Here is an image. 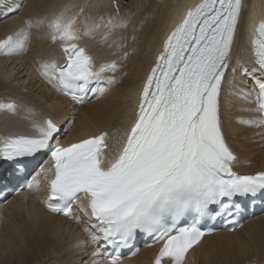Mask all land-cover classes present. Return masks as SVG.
Segmentation results:
<instances>
[{
  "label": "snow or ice",
  "instance_id": "6c2138e0",
  "mask_svg": "<svg viewBox=\"0 0 264 264\" xmlns=\"http://www.w3.org/2000/svg\"><path fill=\"white\" fill-rule=\"evenodd\" d=\"M86 7L99 5L65 4L25 19V28L0 39V55L20 54L32 31L43 30L59 57L36 63L41 78L77 104L90 92L104 94L120 82L122 65L97 64L78 42L123 49L116 32L127 23ZM244 7V0H199L183 13L139 87L118 146L106 130L62 142L58 123L32 110L23 118L35 135L0 139V166L12 164L28 189L47 186L42 203L81 226L86 240L78 246L92 248L91 264H122L120 250L141 235L161 245L152 264H187L189 251L215 231L208 221L236 224L238 198L264 194V169L235 171L240 161L225 133L226 111L240 114L230 119L241 127L264 128V20L247 22L248 63L240 65L241 82L228 80ZM17 109L15 101L0 102V111ZM39 154L47 166L28 179L25 163Z\"/></svg>",
  "mask_w": 264,
  "mask_h": 264
},
{
  "label": "bare ground",
  "instance_id": "6f19581e",
  "mask_svg": "<svg viewBox=\"0 0 264 264\" xmlns=\"http://www.w3.org/2000/svg\"><path fill=\"white\" fill-rule=\"evenodd\" d=\"M198 2L0 0V39L25 28V19L57 11L65 4H96L99 7H86V12L105 18L111 15L114 20L127 23L126 28L116 32L117 37L124 38L123 49L109 47L107 43L90 38H82L78 42L87 48L97 64L116 59L122 68L116 74L120 77L119 83L106 86L104 94H98L91 103L77 109L60 97L58 91L37 72V62L49 56L59 57L57 44L47 39L43 30L32 31L25 51L20 54L0 55V102L15 101L18 104L16 115L0 111V139L15 134L35 135L30 121L23 118L32 110L36 119L51 117L63 125L62 142L106 130L111 137L110 143L118 146L121 132L132 118L136 94L164 38L183 13ZM115 5L119 6V15ZM244 6V20L232 61V68L236 71L233 75L230 70L228 75V80L236 83L242 80L240 65L248 63L243 51L248 35L246 24L249 20L254 23L264 20V0H244ZM124 51L129 55L126 60H121ZM33 79L36 82H31ZM233 115L240 114L225 112V133L240 161L235 165L236 171L254 173L264 169V128L241 127L230 119ZM36 190L25 191V197H16L0 209V264H91L92 248L78 246L80 241L86 240L81 226L46 212ZM151 260L152 251L144 249L122 264H151ZM187 264H264V213L245 222L238 231L204 237L190 251Z\"/></svg>",
  "mask_w": 264,
  "mask_h": 264
},
{
  "label": "rangeland",
  "instance_id": "374dc122",
  "mask_svg": "<svg viewBox=\"0 0 264 264\" xmlns=\"http://www.w3.org/2000/svg\"><path fill=\"white\" fill-rule=\"evenodd\" d=\"M123 1V0H122ZM24 74V73H23ZM23 76V75H22ZM27 77V76H26ZM26 77L22 78L25 79ZM31 82H36V79L31 80ZM257 147V146H256Z\"/></svg>",
  "mask_w": 264,
  "mask_h": 264
}]
</instances>
